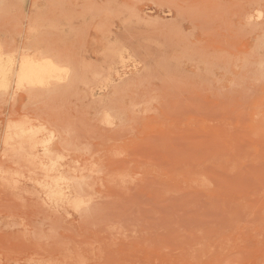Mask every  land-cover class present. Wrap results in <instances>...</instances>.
<instances>
[{
    "label": "rangeland",
    "instance_id": "374dc122",
    "mask_svg": "<svg viewBox=\"0 0 264 264\" xmlns=\"http://www.w3.org/2000/svg\"><path fill=\"white\" fill-rule=\"evenodd\" d=\"M0 60V264H264V0H0Z\"/></svg>",
    "mask_w": 264,
    "mask_h": 264
},
{
    "label": "bare ground",
    "instance_id": "6f19581e",
    "mask_svg": "<svg viewBox=\"0 0 264 264\" xmlns=\"http://www.w3.org/2000/svg\"><path fill=\"white\" fill-rule=\"evenodd\" d=\"M4 63H6V61ZM57 69V67L49 62H44L39 66L30 63L28 60H23L16 75L17 79L21 82L27 81L28 83L37 84L42 83L45 77L51 76ZM7 72L8 68L0 62V77L3 75L5 76Z\"/></svg>",
    "mask_w": 264,
    "mask_h": 264
}]
</instances>
